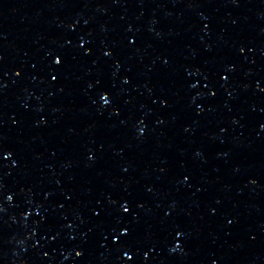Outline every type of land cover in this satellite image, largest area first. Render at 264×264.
<instances>
[{
  "label": "water",
  "instance_id": "water-1",
  "mask_svg": "<svg viewBox=\"0 0 264 264\" xmlns=\"http://www.w3.org/2000/svg\"><path fill=\"white\" fill-rule=\"evenodd\" d=\"M0 264H264V0H0Z\"/></svg>",
  "mask_w": 264,
  "mask_h": 264
},
{
  "label": "snow or ice",
  "instance_id": "snow-or-ice-1",
  "mask_svg": "<svg viewBox=\"0 0 264 264\" xmlns=\"http://www.w3.org/2000/svg\"><path fill=\"white\" fill-rule=\"evenodd\" d=\"M81 47H83V45H81ZM104 55H105V56H109V55H111V53L106 51V52L104 53ZM61 62H62V59H61L60 57H58V56L55 57V58L53 59V63H54L55 65H60ZM17 75H19V73H17ZM222 78H223V79H227V77H222ZM52 79L55 80L56 77L53 76ZM125 83H128V81L125 80ZM213 95H214V94H213ZM101 99L103 100V103H104L105 105H107V104L110 102V101H109V98H108L107 96L102 95V96H101ZM9 155H10V154H9ZM4 158L7 159L8 157L5 156ZM89 158L91 159V157H89ZM187 179H188V177H185V180H187ZM8 199L11 200L12 197L9 196ZM121 210H122L123 213H128L129 210H130V208H129V206L126 205V204H121ZM97 215H99V213H97ZM229 223H231V221H229ZM119 231H120V236H126V235H128V229H127V228L120 229ZM177 235L179 236L180 233H177ZM177 247H179V245H177ZM76 255H77V256H80L81 253H80V252H77ZM125 256L127 257L128 260H131V259H132L131 256H128V255H127V253H125Z\"/></svg>",
  "mask_w": 264,
  "mask_h": 264
}]
</instances>
